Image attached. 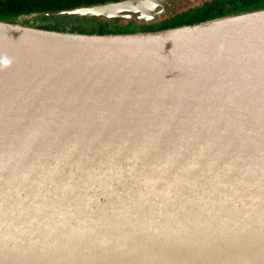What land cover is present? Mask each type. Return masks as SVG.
I'll return each instance as SVG.
<instances>
[{
  "label": "water",
  "instance_id": "water-1",
  "mask_svg": "<svg viewBox=\"0 0 264 264\" xmlns=\"http://www.w3.org/2000/svg\"><path fill=\"white\" fill-rule=\"evenodd\" d=\"M0 264H264V8L105 34L0 20Z\"/></svg>",
  "mask_w": 264,
  "mask_h": 264
},
{
  "label": "trees",
  "instance_id": "trees-1",
  "mask_svg": "<svg viewBox=\"0 0 264 264\" xmlns=\"http://www.w3.org/2000/svg\"><path fill=\"white\" fill-rule=\"evenodd\" d=\"M108 0H0V20L13 21L19 16L53 12L80 5H90ZM116 1V0H115ZM264 8V0H204L198 4L182 10L176 14H168L161 20L144 23L143 27L134 30L130 22L112 24L107 19L88 20L78 19L75 16H41L46 18H58L55 22L47 24L45 29H54L69 32L83 33H112L159 30L168 27L193 24L200 21L213 19L242 11Z\"/></svg>",
  "mask_w": 264,
  "mask_h": 264
},
{
  "label": "flooded vegetation",
  "instance_id": "flooded-vegetation-1",
  "mask_svg": "<svg viewBox=\"0 0 264 264\" xmlns=\"http://www.w3.org/2000/svg\"><path fill=\"white\" fill-rule=\"evenodd\" d=\"M200 1H197L195 3L192 4H188L185 8H183V10H187L189 7L194 6V4H198ZM31 15V14H30ZM32 15H37L35 16V19L33 22H30L29 19H24L21 21L22 24H26V25H30V26H34V27H45L47 24H49L50 22H55L56 20H58V18H46V17H41L37 14H32ZM25 16H29V15H25ZM22 16L17 17V19H14L13 22H17L18 18H20ZM24 17V16H23ZM130 24L133 26L134 29L138 30L140 28H142L144 25L143 22H134L131 21Z\"/></svg>",
  "mask_w": 264,
  "mask_h": 264
},
{
  "label": "rangeland",
  "instance_id": "rangeland-1",
  "mask_svg": "<svg viewBox=\"0 0 264 264\" xmlns=\"http://www.w3.org/2000/svg\"><path fill=\"white\" fill-rule=\"evenodd\" d=\"M195 2H197V1H195ZM195 2H193V3H195ZM35 16L36 15H29V16H22V17H20V18H18V20H17V22L18 23H21V21L22 20H24V19H29L30 20V22H33L34 21V19H35ZM111 22V21H110ZM23 23V22H22ZM112 23V22H111ZM112 24H114V23H112ZM132 28H133V26H132ZM134 29V28H133ZM134 30H136V29H134ZM134 30H132V31H134Z\"/></svg>",
  "mask_w": 264,
  "mask_h": 264
}]
</instances>
